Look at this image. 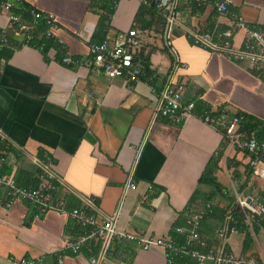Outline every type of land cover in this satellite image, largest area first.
Wrapping results in <instances>:
<instances>
[{
  "label": "crops",
  "instance_id": "crops-1",
  "mask_svg": "<svg viewBox=\"0 0 264 264\" xmlns=\"http://www.w3.org/2000/svg\"><path fill=\"white\" fill-rule=\"evenodd\" d=\"M145 1L118 0L106 38L133 27ZM194 1L205 9H195ZM223 1L179 0L178 9L188 27L204 30L213 23L215 32L232 28L236 46H242L245 38L244 29L235 26L238 16L264 28V0H232L221 11ZM21 2L10 10L22 22L33 20L31 12L20 13L27 8L57 16L59 28L53 38L60 49L51 47L45 53L16 34L9 10L0 5V155L8 159L1 173H13L23 185L36 184L39 167L33 157L50 156L53 169L72 190L57 192L65 196L68 209L84 208L82 196L93 197L106 215L118 213L120 228L137 236H172L179 242L184 236L174 228L185 223L188 209L202 210L206 202L220 208L230 203L215 186L201 181L213 157L222 153L220 167L213 172L220 184L228 186L230 196L234 197L233 183L254 181L264 187L252 175L250 155L238 149L227 152L221 130L201 119L206 110L223 108L264 122V70L253 71L245 61L195 45L184 28L176 26L173 47L187 64L178 72L184 85L182 100L195 102L193 115L180 124L155 118L151 89L163 88L175 60L165 37L155 30L156 23L151 29L140 28L146 45L138 55H148L150 72L144 69L135 82L107 76L91 64L90 44L104 11L93 6V0ZM36 27L32 38L35 33L38 38L44 35ZM66 55L73 62H64ZM235 156L240 178L227 166L228 158ZM221 169L228 181L219 179ZM129 179L136 187L125 191ZM6 202L0 187V264H15L14 257L41 259L43 264H93L91 258L100 254L102 236L87 240L78 253L64 248L67 238L90 231L71 215L50 210L36 217L30 201L20 198L10 207ZM220 223L209 215L202 222V234L217 240ZM245 236L246 232L232 236L230 247L264 255V229L255 226L248 249ZM91 244H99L97 253ZM102 264L169 263L161 248L146 250L137 240L118 236Z\"/></svg>",
  "mask_w": 264,
  "mask_h": 264
},
{
  "label": "built area",
  "instance_id": "built-area-1",
  "mask_svg": "<svg viewBox=\"0 0 264 264\" xmlns=\"http://www.w3.org/2000/svg\"><path fill=\"white\" fill-rule=\"evenodd\" d=\"M22 0H0L1 7L9 10V19L16 34L26 37L27 42L32 39V30L44 19L48 25L45 34L47 38L54 37V31L59 28L57 16L53 12H43L30 8L33 20L26 23L20 20V16L13 13L16 3ZM115 0V6L117 5ZM232 0H224L220 5L221 11H226ZM154 2L162 11L165 19L164 37L169 48L175 55L174 64L162 89L152 87L154 98V117H163L173 120L175 123H183L193 115L194 101L183 102L184 85L179 80V70L186 67L177 50L173 47L174 28H184L187 37L195 44L206 49L219 52L236 61H245L253 71L264 70V28L257 24H249L238 16L235 26L244 29L245 38L242 46H236L233 41L232 28L222 30H201L188 27L185 19L178 9L179 0H146L145 3ZM7 29H3L6 33ZM54 39V38H53ZM6 41V38L3 39ZM146 45L144 31L136 27L120 30L112 38H105L101 42L90 44L92 56L91 64L100 67L110 77H125L130 81L138 82L144 73V66L139 57L140 50ZM42 49V47H39ZM64 62H73L70 55L63 58ZM244 114H232L223 108L208 109L201 119L221 130L226 143L227 152L232 149L247 152L250 155L249 166L252 175L264 182V140H260L252 133L241 127ZM264 125V122L262 123ZM7 157L0 155V169L7 162ZM39 167L38 181L33 185L20 184L13 173L0 172V187L4 188L7 206L20 199L30 201L36 208V217H40L50 210H57L62 214L71 215L82 226L90 227V231L81 234L77 239L67 238L64 248H70L74 253L80 252L82 245L90 238L102 236V250L98 256H93V264H102L109 254L112 241L120 236L137 240L138 244L146 250L161 248L169 264H174L176 259L184 256H193L198 264L211 261L213 264H264V255L248 254L236 251L230 247L232 236L240 232L249 231L255 235V226L264 229V187L254 181L248 182L243 188L232 184L234 190V203L227 210L223 220L216 231L217 242L209 244L208 238L201 232L203 220L211 214L212 203L206 202L202 210L188 209L185 212V223L175 225V231L184 236V241L179 242L172 236L154 237L147 235L137 236L118 226V213L106 215L97 205L93 197L82 196L84 208L66 207V199L58 195L60 189L72 191L64 180L53 169L50 156L33 157ZM136 187V183L129 179L125 191ZM234 210H239L242 215L240 220ZM246 229H242L241 224ZM15 264H43L41 259L14 257ZM62 263V260H60Z\"/></svg>",
  "mask_w": 264,
  "mask_h": 264
},
{
  "label": "trees",
  "instance_id": "trees-1",
  "mask_svg": "<svg viewBox=\"0 0 264 264\" xmlns=\"http://www.w3.org/2000/svg\"><path fill=\"white\" fill-rule=\"evenodd\" d=\"M97 4L100 5L104 11L101 13L99 23L97 25V29H96L94 36H93V42H101L102 40H104L107 37V29L109 27L111 16L114 13L115 0H93L92 5L97 6ZM193 5H194L195 9H201V10H204L206 7L203 5V3L199 2V1H194ZM27 12L30 13V8H27V10H23L20 13H22L23 15L29 16ZM154 23L157 24L155 27V30L160 32L164 36L166 19L163 15L162 11L158 8L157 4L154 2H151L150 4H148V3L141 4V6L138 10V13L136 15L135 23H134L133 27H136L138 29L142 28V29L146 30V29H151L152 26L154 25ZM36 26H37L36 27L37 31L44 32V35H42V37L38 38V34L35 33V35L32 38V41H30L32 45L42 47V50L45 53H48V51L51 47H56L57 49H60V47H59L60 44L55 43V40L53 38H47L46 37L45 31H46L48 25L46 24L44 19H40L39 23ZM207 29L213 30V29H215V25L213 23H210V24H208V28H206L204 30H207ZM141 53H140L139 57H141L143 60L142 64L144 66V69H146L145 70L146 73H149L150 72L149 62H148L149 57H148V55H144ZM262 123H263V121H261V120H256V119L252 118L251 116L245 115L244 120L241 123V127L243 129H246L249 134L254 133L258 139L264 140V125ZM221 157H222V153L219 154V156H217V157H213L211 162H209V169L207 170V172L203 175V177L201 179L202 183H207V184H210L212 186H215L217 191L218 190L221 191V193L224 196H227L230 199V203L228 205H226L225 207L220 208L218 205L212 206V211H211L210 215L216 217L220 221L223 220V217H224L226 211L230 208V205L234 200L233 196H228L229 195L228 186H223L222 184H220V182H219L217 176L214 174V172H212L211 175H208L209 170L214 171V169H219V167H220L219 161H220ZM239 164H240V162L236 160V156L228 158V161H227L228 168L231 171L233 170V173L240 178L241 174L237 170V167L239 166ZM248 176H249V174H248ZM246 184H247L246 181L242 182L240 184V188H243ZM212 197H213V195H209L208 199L210 200ZM234 214L240 220H242V215H241L239 210H234ZM241 226H242V229H246L245 225L243 223L241 224ZM251 241H252V238H251L250 232L246 231L245 249H248L250 247ZM216 242H217V240H214L212 237L208 238L209 244L216 243ZM91 247H92V251L97 253L99 244H97L96 246L94 244H91ZM186 262H188V263H186ZM184 263L185 264H197V261L195 259H194V261L191 260L190 256H184L182 258H178L174 264H184Z\"/></svg>",
  "mask_w": 264,
  "mask_h": 264
},
{
  "label": "rangeland",
  "instance_id": "rangeland-1",
  "mask_svg": "<svg viewBox=\"0 0 264 264\" xmlns=\"http://www.w3.org/2000/svg\"><path fill=\"white\" fill-rule=\"evenodd\" d=\"M212 172H213V171L209 170V171H208V175H211ZM219 179H220V180H227V181H228L224 169H221V171H220V173H219ZM208 187H209V186H208ZM228 192L230 193L229 190H228ZM228 196H230V194H229ZM233 198H234V197H233Z\"/></svg>",
  "mask_w": 264,
  "mask_h": 264
},
{
  "label": "water",
  "instance_id": "water-1",
  "mask_svg": "<svg viewBox=\"0 0 264 264\" xmlns=\"http://www.w3.org/2000/svg\"><path fill=\"white\" fill-rule=\"evenodd\" d=\"M223 1V0H222Z\"/></svg>",
  "mask_w": 264,
  "mask_h": 264
}]
</instances>
